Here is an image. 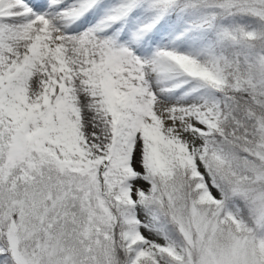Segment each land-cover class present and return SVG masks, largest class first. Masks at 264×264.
<instances>
[{
  "label": "snow or ice",
  "instance_id": "6c2138e0",
  "mask_svg": "<svg viewBox=\"0 0 264 264\" xmlns=\"http://www.w3.org/2000/svg\"><path fill=\"white\" fill-rule=\"evenodd\" d=\"M0 264H264V0H0Z\"/></svg>",
  "mask_w": 264,
  "mask_h": 264
}]
</instances>
